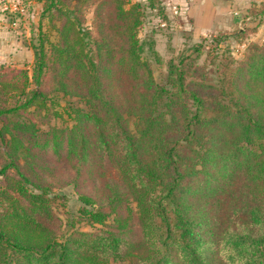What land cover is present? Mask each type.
<instances>
[{"label": "trees", "instance_id": "1", "mask_svg": "<svg viewBox=\"0 0 264 264\" xmlns=\"http://www.w3.org/2000/svg\"><path fill=\"white\" fill-rule=\"evenodd\" d=\"M37 1L61 19L40 31L32 77L0 65V264H264V45L223 63L218 85L185 53L161 83L138 3L96 0L93 37L71 9L91 0ZM51 161L78 190L102 179L106 205L79 191L60 213Z\"/></svg>", "mask_w": 264, "mask_h": 264}, {"label": "rangeland", "instance_id": "2", "mask_svg": "<svg viewBox=\"0 0 264 264\" xmlns=\"http://www.w3.org/2000/svg\"><path fill=\"white\" fill-rule=\"evenodd\" d=\"M92 1H94L92 3ZM126 7L138 3L141 12V24L137 36L145 44L142 52L144 60H148L153 76L157 82L163 83L168 75L171 61L177 63L183 53L190 55V61L201 69L198 75L206 83L218 85V77L223 63L227 60L236 65L245 60L254 45H264V0H126ZM73 3H76L73 2ZM44 3L37 0H0V65L16 69H26L30 77L34 72V44L39 43L40 31L48 32L52 23H60L61 18L51 20L43 15ZM74 15L80 16L84 28L98 37V4L96 0L76 7ZM80 10V11H79ZM61 17V14L59 15ZM57 31H51L49 38L55 40ZM204 43L199 56L193 53L197 44ZM52 57H55L53 55ZM46 87L50 86L47 79ZM29 88L33 87L30 78ZM257 95L263 91L255 89ZM77 101V97L66 95L65 100ZM63 103V101L61 100ZM44 111L28 116L38 122ZM49 117V116H47ZM16 119V118H15ZM26 118H22L25 120ZM47 119V118H45ZM53 124H61L55 117L49 118ZM43 126V124H39ZM215 135H228L220 130ZM23 156V152H19ZM50 160L55 158L50 156ZM24 161V160H21ZM57 171L49 181L54 193L63 195L56 202L60 213L76 212L81 204L79 191L73 181V171L57 165ZM114 176L110 181H114ZM4 177L0 175V189ZM108 180V179H107ZM106 182V181H105ZM106 187L102 179L96 188L85 186L82 193L96 199L97 204L106 205ZM134 206V203H131ZM202 205V203H201ZM222 209H224L223 205ZM205 209L201 216L212 217L219 213L213 203L202 205ZM87 229H89L87 227ZM105 264H131L126 260H110Z\"/></svg>", "mask_w": 264, "mask_h": 264}]
</instances>
